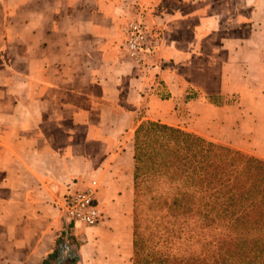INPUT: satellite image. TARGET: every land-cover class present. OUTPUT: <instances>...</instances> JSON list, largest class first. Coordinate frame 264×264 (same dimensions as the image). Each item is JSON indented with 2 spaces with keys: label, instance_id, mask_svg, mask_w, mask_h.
Returning <instances> with one entry per match:
<instances>
[{
  "label": "crops",
  "instance_id": "1",
  "mask_svg": "<svg viewBox=\"0 0 264 264\" xmlns=\"http://www.w3.org/2000/svg\"><path fill=\"white\" fill-rule=\"evenodd\" d=\"M17 1L0 31L18 52L0 98V264H131L134 131L144 120L196 131L177 112L219 92L208 50L221 27L201 26V0ZM142 1L158 6L161 35L137 65L121 26ZM90 180L103 219L70 226L63 195Z\"/></svg>",
  "mask_w": 264,
  "mask_h": 264
},
{
  "label": "trees",
  "instance_id": "2",
  "mask_svg": "<svg viewBox=\"0 0 264 264\" xmlns=\"http://www.w3.org/2000/svg\"><path fill=\"white\" fill-rule=\"evenodd\" d=\"M133 151L131 264H264V159L154 120Z\"/></svg>",
  "mask_w": 264,
  "mask_h": 264
},
{
  "label": "rangeland",
  "instance_id": "3",
  "mask_svg": "<svg viewBox=\"0 0 264 264\" xmlns=\"http://www.w3.org/2000/svg\"><path fill=\"white\" fill-rule=\"evenodd\" d=\"M153 2L168 6L164 1ZM156 4L144 1L132 3L134 9L131 14H126L127 18L121 26L122 34L126 23L141 11L146 25L156 33L160 41L161 29L158 30L155 26V13L152 10ZM18 5L17 0L0 3V31L3 30L4 34L8 20L4 18L3 11L7 10V7ZM201 26L221 27L220 36L209 37L212 44L221 45L219 50L215 49V46L208 50L217 61L209 70L219 75V90L211 91L219 92L204 94L201 91L199 96L201 102L193 103L189 113H182L180 110L177 112V123L195 129L198 132H191L201 134L208 140L262 158L260 155L264 152V0H201ZM5 36L0 33V98L5 96V76L13 69L17 70L11 64L18 52H9L4 48L7 39ZM14 37L21 36L14 34ZM209 52L207 55H210ZM156 65L161 71L167 62ZM189 97H195V94H190ZM141 212L146 226L145 231L148 233L149 218L151 219L149 203L145 204ZM190 242L194 240L188 241V244L186 242L178 245L180 246L178 256L183 250H187V257H194L193 254L201 252V242L198 246L191 244L193 249L194 246L197 247L195 252L188 246Z\"/></svg>",
  "mask_w": 264,
  "mask_h": 264
},
{
  "label": "built area",
  "instance_id": "4",
  "mask_svg": "<svg viewBox=\"0 0 264 264\" xmlns=\"http://www.w3.org/2000/svg\"><path fill=\"white\" fill-rule=\"evenodd\" d=\"M143 12L123 27V48L128 58L143 65L156 53L159 44L156 33L146 25ZM97 182L90 180L80 188H68L63 195L62 212L70 226H93L103 219V211L96 197Z\"/></svg>",
  "mask_w": 264,
  "mask_h": 264
}]
</instances>
